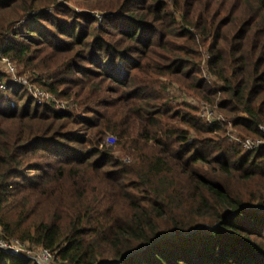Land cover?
<instances>
[{
	"label": "trees",
	"instance_id": "16d2710c",
	"mask_svg": "<svg viewBox=\"0 0 264 264\" xmlns=\"http://www.w3.org/2000/svg\"><path fill=\"white\" fill-rule=\"evenodd\" d=\"M0 42L64 103L0 66L4 237L62 264H264V144L228 139L264 138V0H0Z\"/></svg>",
	"mask_w": 264,
	"mask_h": 264
},
{
	"label": "built area",
	"instance_id": "2783aa9c",
	"mask_svg": "<svg viewBox=\"0 0 264 264\" xmlns=\"http://www.w3.org/2000/svg\"><path fill=\"white\" fill-rule=\"evenodd\" d=\"M1 43V42H0ZM0 66L6 72L9 77V82L13 85L23 86L27 92L38 102H55L56 105L64 107L62 101H58L54 96L48 91L40 88L34 83L28 81L24 76H20L17 73L16 66L14 62L5 55L0 53ZM6 87L5 82H0V90ZM212 106V105H210ZM215 107V106H214ZM213 107V108H214ZM200 109V110H199ZM199 110V117L204 119L209 123L213 122H223L226 119L219 114L215 108L210 109L209 106L201 104ZM259 128L264 133V126L260 125ZM228 139L232 142L240 144L244 150H252L264 144V138H241L240 136L229 133ZM106 143H113L114 139L112 136L108 135L105 137ZM0 249L14 257H19L23 259H30L37 264H62V262L56 257L55 251L42 247H32L27 241L20 240L18 238H6L3 236L2 228L0 225Z\"/></svg>",
	"mask_w": 264,
	"mask_h": 264
},
{
	"label": "rangeland",
	"instance_id": "374dc122",
	"mask_svg": "<svg viewBox=\"0 0 264 264\" xmlns=\"http://www.w3.org/2000/svg\"><path fill=\"white\" fill-rule=\"evenodd\" d=\"M62 2L64 1V0H61ZM97 14V13H96ZM205 57H206V55H205V53L203 54V61H204V59H205ZM15 64V63H14ZM15 66H16V70H17V73H18V67H17V65L15 64ZM2 68V67H1ZM3 69V68H2ZM18 75H20V76H24L28 81H29V78L27 77V75H22V74H20V73H18ZM164 80V79H163ZM170 84V86H169V89H168V91L170 92V93H172V94H174L176 97H174V100L175 101H177L179 98L180 99H182V100H185V101H187V102H189L191 105H193V106H195V107H197V108H200V106H201V104H205L206 106H209V108L210 109H213L214 110V108H215V110L219 113V114H221L218 110H217V108L216 107H214V105H212V106H210L211 104L209 103V102H207V101H204V100H201V99H198V98H196V97H193V96H191V95H188V94H184L183 93V91H182V89L179 87V85L178 84H174V83H169ZM181 96V97H180ZM177 97H178V99H177ZM59 101V100H58ZM214 107V108H213ZM200 110V109H199ZM199 110L197 111V115L199 114ZM222 115V114H221ZM199 116V115H198ZM223 116V115H222ZM224 117V116H223ZM225 119H226V117H224ZM202 120H204V119H202ZM205 121V120H204ZM229 133H234V134H236V135H238L239 136V134L236 132V130H233V129H230L229 128V130H228V134ZM241 137V136H240ZM241 138H243V137H241ZM246 138H250V139H256V138H251V137H246ZM258 139V138H257ZM114 143V142H113ZM113 143H106V140H105V144H107V145H112ZM115 156H116V158L118 157V156H121L122 155V157L124 158V159H127V157H125V156H123L124 154H121V152L120 151H115ZM19 239V238H18ZM28 242V244H30V242L29 241H27ZM32 247H37V246H35V245H31Z\"/></svg>",
	"mask_w": 264,
	"mask_h": 264
},
{
	"label": "water",
	"instance_id": "95a60500",
	"mask_svg": "<svg viewBox=\"0 0 264 264\" xmlns=\"http://www.w3.org/2000/svg\"><path fill=\"white\" fill-rule=\"evenodd\" d=\"M97 264H103V263H97Z\"/></svg>",
	"mask_w": 264,
	"mask_h": 264
}]
</instances>
